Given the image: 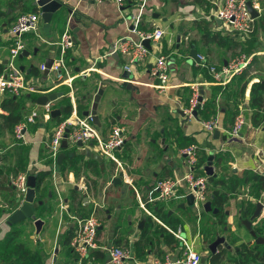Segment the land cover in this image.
I'll list each match as a JSON object with an SVG mask.
<instances>
[{
    "label": "crops",
    "instance_id": "crops-1",
    "mask_svg": "<svg viewBox=\"0 0 264 264\" xmlns=\"http://www.w3.org/2000/svg\"><path fill=\"white\" fill-rule=\"evenodd\" d=\"M35 1L0 0V64H4L5 69L12 46L8 32L20 15L32 13L27 8L30 3L34 5ZM56 1L62 7L53 14L48 23L43 20L41 8L35 6L38 9L36 13H42L41 21L45 26L42 27L39 22L36 34L29 33L24 36L28 46L26 51H29L31 55L28 58L19 57L20 61L18 60L17 64L20 70L21 68L24 69L25 76L35 81L36 87L40 91L37 94L24 93L21 96L34 95L38 101L40 97L51 93H63L61 98L54 101L52 110V112L60 110L62 114L53 118L52 112L49 114L45 112L47 124H50L51 127L46 128L44 125L42 128L35 129L34 125H37L38 122L31 124L27 122V119L33 112H37L35 108H32V104L38 105V102L33 103L28 100L25 110L22 111L24 119L21 122L27 126L26 144H21L18 141V144L9 145V138L14 137L15 134L7 130L0 133V171H3V175L0 177L2 186V190H0V242L5 240L12 228L17 227L25 234L31 235L30 238L34 245L41 249L45 264H109L108 255L104 251H95L92 255L93 260L90 258V260L81 261L71 245L65 243L68 237L72 234L74 236L77 220L82 219L80 214L89 212V208H91L93 210L89 212L90 216L95 214L99 217V213L102 212L99 208L106 202L109 208L102 215L107 217L104 222L102 221L98 234L101 245L107 246L105 242L112 241L113 245L110 246L130 247L134 252L135 259L138 261L162 258L169 253L176 256L181 251L180 243L153 219L149 222L154 225L149 234L154 237V244L148 249V254L145 257L138 258L136 256L135 244L141 238L150 216L146 214L147 217L144 219L139 218L138 233L136 235L129 237L123 234L119 222L126 221L128 228H134L136 225L133 226V219L137 211L132 205L137 202L139 206L134 189L129 183L125 182L124 175H127L128 179L133 182L141 197L146 199L149 189L156 186L159 181L177 176L181 177L188 172L186 159L181 155V150L184 148L180 147L183 138H188L197 142L196 145L200 148V153L203 151L209 157L214 155L213 168L218 178L206 174L205 166L207 162L203 167L200 165L202 168L201 173L209 177L207 202L212 203L211 198L214 195L224 193V190H216L213 187L211 179L217 180L224 177L225 180H229L231 177L230 171H234L238 176H242L244 173L264 176L263 159L259 153H263L264 156V127L262 125L257 127L252 122L254 109L249 105V92L247 91L244 99L238 96L240 88L247 82L249 87L255 82H264V44H262L264 18H262V13L255 21L252 36L248 40L242 41L239 37L229 35L218 29L220 23L213 19V12L216 9L213 4L214 0H148L143 12L140 29L147 32L155 27H160L165 29L167 33L159 44L150 43V54L144 62L134 63L131 66L130 57L127 55H107L112 51L118 40L132 39L136 42L139 41L138 35L131 31L130 18L138 14L132 3L127 2L125 7L121 9L116 3L109 0L103 2L92 0ZM201 22L209 23L214 34L230 37L235 42H239L238 45L230 42L225 46H219L216 43L205 44L202 32L199 30ZM67 29L71 31L75 38V49L69 51L67 62L70 74L74 77L73 86L77 106L78 97H84V105L88 107L86 111L91 110L98 91L100 89L104 91L101 97L102 102L108 92L102 109L101 101L98 106L101 127L103 125L101 117L107 120L108 127L103 132L100 130L101 127H98V129L103 136H108L114 126H119L124 130L126 144L116 152V156L119 155L118 159L122 168L118 167L113 161L100 156L94 151L92 144L78 146L82 149L81 152L71 153L65 152L66 149H62L60 155L64 154L65 156L61 164L57 161L56 172H54L52 162L47 163V161H50L47 144L54 127L65 119L62 112L63 103L67 99L71 102V90L68 86L57 81L55 73L49 71V74L46 75L45 71H41V66L46 64L47 59H53L54 61L59 59V43ZM180 34L181 41L178 42L177 38ZM189 39L190 41L187 42ZM250 40L253 43L252 55L245 52L246 43ZM239 45L243 46L245 52L241 55L251 57V61L248 67L241 74L235 76L226 86L215 83L207 69L196 65V55L200 54L208 57L210 65L218 68L224 67L237 58V56H234L235 58L229 60L228 57L234 53V49H237ZM36 50L37 53L34 54ZM32 55L40 61L38 63L32 61ZM193 55H195V58H193ZM161 56L168 57L170 63V81L165 91L156 88L159 82L150 74L151 67L156 63L157 58ZM33 66L39 68L40 76L33 77L31 75L30 69ZM126 66L132 68L130 73L127 72L128 74H126ZM85 71L89 72L85 73ZM260 76L262 77L259 78ZM194 84H200L201 93L203 92L202 105L206 99L212 96L214 88H219L217 115L211 117V119H216L220 125L219 138L217 139L214 137L215 132L209 134L204 130L202 122L205 120L199 117V114L198 119L188 116V119L185 120L179 113V111L185 112L189 109V101L192 95L191 86ZM67 90L69 92L65 94ZM9 97L15 96L0 92V115H8V112L3 110V104ZM235 106L239 109L238 113L240 110L244 111L247 120V125L242 131L243 140L229 137V131L232 130L235 120L231 115L227 121V114L229 111L235 110ZM109 109L112 110L111 115L106 116ZM58 118L61 120H58ZM2 123L0 120V124ZM169 150L173 156L169 155ZM67 157L77 161V163L73 167L68 165ZM217 157L223 158L221 168L217 165ZM19 162L23 167L21 171L28 169L30 172L35 170L36 176L39 172L51 173V177L44 185L45 189L41 190L40 193L36 191L37 198L35 204L32 205L37 219L43 222L40 232H37L34 221L31 219L23 220L12 226L8 225L10 215L24 203H20L21 197L9 181L16 177L14 169ZM110 162L114 164L110 165ZM65 163L67 167L64 169ZM259 168L261 173L257 171ZM120 173H123L122 183L114 185L113 180L118 178ZM20 174H24V172H19ZM82 175L89 178L88 184L85 181H79ZM100 182H107L104 188L100 186ZM247 188L249 194L244 193ZM145 189H147L146 193H143ZM256 194L260 197L256 198ZM25 195L22 196V201ZM85 198H87L86 201ZM81 200L88 208L81 206ZM174 201L178 200H170L158 205L164 207L163 212L169 211V216L174 214L175 217L180 219L179 228L175 229L167 225L164 220L153 212L154 215L172 230L181 231L189 240L202 239V247L198 250L201 249L203 264H211L209 261L210 256L214 254L210 251L211 243L205 238L204 223L206 218L216 221L213 216L219 213V209L214 208L212 205L213 210L217 209L218 212H206L204 205L201 212L198 213L194 204L190 207L187 205V199L180 200L182 203L178 206V209H191L189 212L191 222H187L186 216L184 217L185 221H183V216L171 209L170 206ZM232 203L236 204V213L234 214L228 210V206ZM248 203L256 205V209L259 203L264 205V190L259 192L253 182L242 186L237 193L231 196L226 206V224L232 232H236L243 240L237 246H231L226 233L219 232L220 234L217 237H224L230 249L223 245L220 247L231 253H234L235 247L249 246L247 241L253 245L254 242L257 243V238L264 240V235H259L256 232V230L264 229V207L259 217L252 222V230L256 232L257 238L250 234L243 222L241 229L237 227V219L240 215L239 206L241 204L246 206ZM17 204L20 206L15 210ZM182 204H185L186 207L181 208ZM62 206H64V209H62ZM112 209L120 213L116 224L115 212L112 213ZM128 217L130 218L128 219ZM105 224L110 227V233L108 234L104 233ZM216 226L218 230L221 229L219 225ZM160 228L165 229L166 235L172 236L177 244H168L165 241V235L158 239L157 231L161 230ZM243 229L248 231L249 236L246 235ZM194 231H196V236H194ZM118 241H120V244H117ZM258 245L264 244L260 243ZM207 251L208 256L206 255ZM131 262L134 263V261Z\"/></svg>",
    "mask_w": 264,
    "mask_h": 264
},
{
    "label": "built area",
    "instance_id": "built-area-1",
    "mask_svg": "<svg viewBox=\"0 0 264 264\" xmlns=\"http://www.w3.org/2000/svg\"><path fill=\"white\" fill-rule=\"evenodd\" d=\"M94 2H103L108 0H92ZM116 3L119 8L123 9L127 2L132 3L138 14L131 16V31L138 35L139 41L132 39L118 40L112 51L107 56L112 55H127L130 57L131 66L134 63L144 62L150 54L149 49L143 45V41L149 40L152 44H159L165 37L166 31L163 28L155 27L151 31H142L140 29L143 12L148 0H109ZM251 2L253 9L257 12H263L261 0H222L221 5L217 0L213 1L216 6L213 12V19L219 22L220 27L224 26V32L239 37L242 41L248 40L255 27V21L249 11L248 2ZM42 19V13L22 14L19 16L15 24L10 28L8 35L12 41L10 48V58L6 69L0 73V92L8 93L12 96L19 97L24 93L37 94L40 91L36 87L35 81L26 79L23 71L16 65L17 58L20 57L28 48L24 36L29 33L36 34L38 31L39 22ZM60 57L54 61L50 70L56 74L57 81L62 85L70 88V100L73 106L72 114L60 121L53 129L48 146V158L53 164L54 172H56L58 157L62 151V143L65 140V135L68 133L67 143L77 145L92 144L97 153L103 158L113 161L118 167L122 165L116 156V152L121 150L125 144L124 130L119 126L112 127L108 136H103L95 125L91 116L84 117L78 114L77 100L74 92V77L70 74V68L66 57L69 51L75 49V38L69 29L65 30L59 43ZM197 66L207 69L214 82L221 86H226L235 76L241 74L250 64L251 57L240 55L226 66L218 68L210 65L206 55H196ZM131 66H126L125 70L130 73ZM45 65L41 66V71H45ZM89 72V71H85ZM83 74V73H82ZM150 74L159 83L156 88L160 91H165L168 88L170 81V63L169 58L161 56L157 58L156 63L150 69ZM60 84V85H61ZM192 95L189 101V109L185 111L186 115L192 117L194 110L201 106L199 102L201 96L200 84L191 86ZM53 103L49 102L44 106L46 113H51ZM39 114L33 112L27 119L28 123L35 124ZM247 125L246 116L243 110L235 118V122L229 137L232 139L243 140L242 131ZM202 126L206 132L213 134L220 129L219 122L216 119H211L202 122ZM25 123L16 126L14 134L16 139L26 144ZM263 159V153L259 152ZM200 148L197 145H189L181 150V155L186 159L188 172L181 177H174L159 181L156 186L149 189L146 199L141 197L140 192L134 187L133 182L124 175L125 182L133 187L140 208L150 216L160 226L165 228L174 238L180 243L181 251L174 256L171 253L166 254L162 258H151L147 261H138L135 259L134 252L130 247L120 246H104L99 242V229L101 221L92 214L89 218L77 220V227L71 242V248L79 256L81 261L93 260L95 251H104L108 255L109 264H128L134 261L135 264H203V255L198 250L196 241L189 240L181 231H174L160 221L151 210L160 203H166L170 200H186L188 196L194 197V207L201 212V209L208 201L209 195V177L202 174V168L199 163ZM261 173V169L257 170ZM28 174H20L11 179V183L20 195V203L22 196L27 192ZM64 209V206H62ZM200 236V235H199ZM141 262V263H140Z\"/></svg>",
    "mask_w": 264,
    "mask_h": 264
},
{
    "label": "trees",
    "instance_id": "trees-1",
    "mask_svg": "<svg viewBox=\"0 0 264 264\" xmlns=\"http://www.w3.org/2000/svg\"><path fill=\"white\" fill-rule=\"evenodd\" d=\"M28 11L32 13L38 12L37 7L30 3L27 8ZM199 30L202 32V37L205 44L209 45L212 43H216L219 46L228 45L229 42L235 45H238L237 42L232 40L230 37H222L220 35H216L210 29V24L206 22H201L199 24ZM40 50V48H39ZM245 52L248 55L253 54V43L252 41H247ZM20 61V58H17L16 65L18 66L17 62ZM67 60V57H66ZM68 63V62H67ZM19 67V66H18ZM5 70L4 64H0V73ZM31 75L33 77H38L41 75V72L38 67L33 66L30 69ZM28 80L29 77L26 76ZM208 79H210L208 77ZM244 79V78H243ZM247 91L249 92L250 100L249 105L252 109H254V114L252 116V122L255 126H263L264 127V82H255L251 84L249 87L248 82L244 84L239 91V98L244 99L246 97ZM65 91V94L68 93ZM217 94H219V88H214L213 94L211 97L206 99L204 104L198 111L199 117L203 120H209L211 117L217 115ZM31 101L33 103L37 102V97L34 95L28 96L24 95L20 98L18 97H9L3 104V110L8 112V115H0V120L3 122L0 124V133L7 130L10 133H14L15 127L23 122L24 116L22 111L25 110L26 102ZM64 107L62 112L64 113L65 118L69 117L72 113V104L70 101H64ZM235 110L232 112H228L227 121L229 120L230 116L235 120L236 116L239 114L237 111L239 110L237 106L234 107ZM88 109L87 106L84 105V97H78V114L83 115ZM58 120H61L58 118ZM228 123V122H227ZM234 123V122H233ZM231 128V127H229ZM21 143V142H20ZM182 144L180 145L181 148H185L189 145H196L197 142L193 139L183 138ZM22 144V143H21ZM209 155L205 152L201 151L199 155L200 165L203 167L208 159ZM218 158V157H217ZM51 161H47L50 164ZM223 162V158L220 157L217 160V165L221 168ZM77 163L67 157V164L71 165L72 167ZM24 166V165H23ZM14 172H16V176L19 175V172L29 173V170H24L20 162L15 166ZM67 167L66 163L64 164L63 168ZM10 171V170H9ZM223 172V171H222ZM231 172V177L229 180H225L224 177L221 179H211V184L216 190H224V193L219 195H214L211 198L212 205L214 208L219 209V213L214 215L215 220L210 218H206L204 223V233L205 238L212 243L216 240L217 236L220 233H226L227 238L229 239V244L231 246H237L243 240L236 234V232H232L227 224V215H226V206L229 203L231 196L237 193L242 186L248 184L249 182H253L255 187L258 189L259 192L264 190V176L263 175H253L251 173H244L242 176H238L234 171ZM3 175V171H0V177ZM51 177L50 172H39L37 173V187L36 191L40 193L41 190H44V185L46 184L47 180ZM11 181V180H9ZM11 186L12 183H11ZM12 188V187H11ZM0 190H2V186L0 183ZM260 197V195L256 194V198ZM82 207L86 208L87 206L84 205L83 200L80 201ZM20 205L15 206V210ZM240 215L237 219V227L241 229L243 227L242 222L244 220H250L253 216L256 205L252 203H248L246 206L241 204L240 206ZM88 208V207H87ZM90 211L93 209L89 208ZM151 210L157 214L164 222L177 229L180 225V219L172 214L169 216V211L163 212L164 207L162 205H157L155 207H151ZM89 211V212H90ZM83 212L80 214L82 219L89 218L90 213ZM40 215V214H39ZM195 218V217H194ZM152 218L149 217L148 224L144 228V232L142 233L141 238L135 244V253L138 258H143L148 254V249L154 244V237L149 234L150 229L154 226L152 223H149ZM264 224V222H263ZM220 226V230L217 229V226ZM161 230L158 232V239L161 238L162 235H165V241L168 244H177L174 241L172 236H167V232L165 229L160 228ZM156 232V235H157ZM220 232V233H219ZM259 235H264L263 230H256ZM31 235L25 234L23 231L14 227L11 229L10 233L7 235L4 241L0 242V264H45L42 258L41 249L34 245L33 241L30 238ZM73 234L65 240L66 245H71ZM120 244V241L117 242ZM243 246V245H241ZM210 263L211 264H264V245H258L254 242L253 245L243 246V247H235L234 253H231L227 249L220 247L217 250V253L210 256Z\"/></svg>",
    "mask_w": 264,
    "mask_h": 264
},
{
    "label": "water",
    "instance_id": "water-1",
    "mask_svg": "<svg viewBox=\"0 0 264 264\" xmlns=\"http://www.w3.org/2000/svg\"><path fill=\"white\" fill-rule=\"evenodd\" d=\"M34 5L41 8V10L43 12V20L46 23H48L52 19L53 14L55 12H57L62 7V5L56 0H36ZM248 8H249V11H250V13L254 19H258L260 17V13L257 12L255 9H253V6H252L250 1L248 2ZM177 41L178 42L181 41V34L178 35ZM143 45L147 49H151L149 40L143 41ZM36 53H37V50L34 52V54H36ZM30 55H31V53L29 51H25L22 55H20V58H24V57L28 58V57H30ZM193 58H195V55H193ZM53 62H54L53 59H47L46 64H45V67H46L45 74L46 75L49 74V70H50ZM21 70L24 71L23 68H21ZM126 74H128L127 71H126ZM103 93H104V91L102 89H100L94 98L92 109L85 111L83 113V116H85V117L91 116L97 127H101V122H100V118L98 115V106H99V103L101 101V97H102ZM62 96H63V93H60V94L51 93V94L40 97L37 102H38V105L45 106L47 103L54 102L57 99L61 98ZM199 102L200 103L203 102V92L201 93V96L199 98ZM199 109H200V106H198L192 114L195 119H198ZM179 113L183 118H185V120L188 119V116L186 115V113L184 111H179ZM61 114L62 113L60 110H55L52 112L51 115L53 118H56V117L61 116ZM68 133H69V131H67V134L65 135V140L62 143V149L68 148V143H67ZM214 137L216 139L219 138V131L218 130L215 131ZM77 146L82 147L83 144L78 143ZM64 156H65L64 154H61L58 157V163L59 164L62 163V159L64 158ZM213 162H214V155H211L207 161L206 166H205V172L208 176L218 178V175L214 173ZM122 176H123V173H120L119 177L113 180V184L114 185L121 184L122 183ZM36 178H37L36 171L31 170L29 172V176H28V182H27L28 188H27V192H26V195L24 198V203L19 209H17L8 218V225L9 226L18 224L21 221L26 220V219H31L34 221V224L37 228V232H40L43 222H42V220L37 219V216L35 215L34 209L32 207V205L35 204V201L37 198V192H36L37 179ZM84 200L86 201L87 198H85ZM193 204H194V197L192 195H190L187 198V205L192 207ZM180 207L185 208L186 205L182 204ZM263 207H264V205L262 203H259L257 205V209H256L253 217L250 220H244L243 221V225L248 229V231L250 232V234L254 238H257V234L254 230H252V222L259 217L261 211L263 210ZM204 209L206 212H212V211L214 213L218 212L217 209L213 210L212 203L210 201L205 204ZM257 243L258 244H260V243L264 244V240L257 238ZM222 245L227 247L228 249H230V246L228 245V243L224 237H217V239L214 242H212L210 245L211 253L216 254L218 248ZM252 264H254V263H252Z\"/></svg>",
    "mask_w": 264,
    "mask_h": 264
},
{
    "label": "rangeland",
    "instance_id": "rangeland-1",
    "mask_svg": "<svg viewBox=\"0 0 264 264\" xmlns=\"http://www.w3.org/2000/svg\"><path fill=\"white\" fill-rule=\"evenodd\" d=\"M221 1L222 0H217V3H219V5H221L222 3H221ZM261 3H262V6H263V12H262V18H264V0H262L261 1ZM40 25L42 26V27H44L45 26V24L42 22V21H40ZM218 29L220 30V31H224V26H222V27H218ZM190 41V39L187 41V42H189ZM262 44H264V36L262 37ZM244 48H243V46L242 45H239V47H237V49H234V53L232 54V55H230L228 58H229V60L231 59H233V58H235L236 56L238 57V56H240L241 55V53H245L244 51ZM235 56V57H234ZM31 59H32V61H35V62H39L40 61V59H38V60H36L34 57H33V55H32V57H31ZM196 61H197V59H196ZM262 76H260L259 78H261ZM107 94H108V92H107ZM107 94H106V96H107ZM106 96H104V99H103V102L101 101V109H102V106L104 105V101H106ZM67 101H69L68 99H67ZM58 105V104H57ZM32 108H35V110L39 113V117H38V119H37V122H38V124L37 125H34V128L36 129H38V128H42L44 125L46 126V128H50L51 126H50V124H47L48 123V121H46V118H47V116L45 115V111H44V107H41V106H38V105H34V104H32ZM112 110L111 109H109L108 110V112L106 113V116H109V115H111L110 114V112H111ZM109 113V114H108ZM98 115H99V113H98ZM105 116V117H106ZM100 118V117H99ZM101 119H102V123H103V125H102V127L100 128V130L103 132L107 127H108V122H107V120H105L103 117H101ZM30 132H31V129L29 130ZM53 131V130H52ZM148 141L150 140L149 138L147 139ZM8 144L9 145H11V144H18V140L16 139V137H15V135H14V137L12 136V137H10L9 138V141H8ZM8 145V146H9ZM15 148V147H14ZM75 151H77V152H81L82 151V149L81 148H79L77 145H73V144H70L69 145V147H68V149H66L65 150V152H75ZM94 151L95 152H98L97 151V149H94ZM168 153H169V155L170 156H173L172 154H171V151L169 150L168 151ZM118 156V158H119V155H117ZM108 161V160H107ZM110 165H112V164H114L113 162H110L109 163ZM85 177V178H84ZM79 181H85V182H87V184H88V182H89V178L87 177V176H85V175H82V178L79 180ZM102 181V180H101ZM106 183L107 182H100V186L102 187V188H104V186L106 185ZM101 187H100V189H101ZM147 189H145L144 190V192L143 193H146L145 191H146ZM245 194H249V189L247 188V190H245V192H244ZM83 194V193H82ZM233 202V201H232ZM182 202L181 201H174L172 204H171V209L172 210H174L176 213H178L179 215H181V216H183V221H185V219H184V217L186 216V221L187 222H191V220H190V211H191V209H186V210H180V209H178V206L181 204ZM115 206V205H114ZM235 206H236V204L234 203H232V205H230V206H228V210L231 212V213H236V209H235ZM132 207H135V209H136V211H137V214H136V216L134 217V219H133V226L134 225H136L134 228H128V226H127V222L126 221H122V222H119V226L120 227H122V232H123V234L126 236H129V237H132V236H134V235H136L137 233H138V225H139V221H140V219L142 220V219H144L145 217H147V215H146V213H144V211L142 210V209H140V207L138 206V204H137V202L136 203H134L133 205H132ZM108 205L106 204V202H105V204L104 205H102L101 206V208H99L102 212L101 213H99V219H100V221H101V223H102V221L104 222V220H106V217L107 216H104V215H102L105 211H107L108 210ZM194 210V209H193ZM112 211V213L113 212H115L114 214H115V224H116V220L118 219V217L120 216V213H118L116 210H111ZM105 214V213H104ZM205 215H207V214H205ZM130 217H128V219H129ZM140 218V219H139ZM138 219V220H137ZM129 222V221H128ZM112 229V228H111ZM244 231H245V233H246V235L247 236H249V233H248V231L246 230V229H243ZM262 230V229H261ZM104 233L105 234H108V233H110V227H109V225L108 224H105L104 225ZM194 236H196V231H194ZM226 236H227V234H226ZM251 238V237H250ZM106 244H107V246H110V245H113V242L112 241H110V242H105ZM196 243H197V247L198 248H200V247H202V239H200V238H198L197 240H196ZM247 243H248V245H251V243L249 242V241H247ZM208 249V248H207ZM200 251H201V249H200ZM209 251V250H208ZM208 251H207V256L209 255L208 254ZM141 263V262H140ZM128 264H134L133 262H129ZM142 264V263H141Z\"/></svg>",
    "mask_w": 264,
    "mask_h": 264
}]
</instances>
